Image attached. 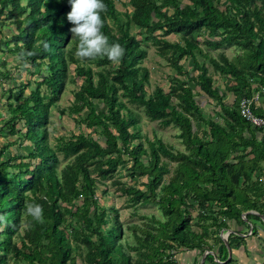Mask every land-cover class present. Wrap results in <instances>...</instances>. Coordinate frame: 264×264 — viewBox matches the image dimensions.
<instances>
[{
  "label": "trees",
  "instance_id": "obj_1",
  "mask_svg": "<svg viewBox=\"0 0 264 264\" xmlns=\"http://www.w3.org/2000/svg\"><path fill=\"white\" fill-rule=\"evenodd\" d=\"M186 1L128 0L122 13L114 0H104L102 31L110 43L125 49L123 58L113 63L106 57L83 61L75 57L78 42L69 31V0H25V5L22 0H0V18L4 16L17 30L11 38L0 32V47L20 57L32 52L22 58L38 60L34 65L42 73L41 83L27 98L22 100L25 90L19 92L18 105H10L6 131L0 130V137L21 134L16 124L23 120L22 138L31 143L24 155L8 152L9 142L0 148V163L16 170L11 174L0 170V207L5 196L0 215L6 217L0 223V264H177L174 253L186 250L206 253L202 264H236L233 258L227 261L228 249L241 248L244 253L249 250L247 239L260 236L250 220L263 225L264 126L246 122L239 102L264 88V0ZM167 36L177 40H165ZM40 39L49 43V50L36 46ZM147 44L176 72L167 92L157 85L147 93L150 72L143 66ZM225 46H237L242 57L229 60L207 51ZM198 57L210 63L211 74ZM181 60L191 63L198 75L185 71ZM70 65L75 67L73 76ZM215 74L226 79L232 104L215 87ZM79 79L68 112L79 116L77 127L83 125L89 132L58 137L50 146L49 109L64 84L75 85ZM42 86L47 90L44 95ZM206 100L218 108L219 120L201 112ZM94 101L102 103L104 111L97 110ZM263 107L256 101L251 109L264 120ZM140 114L163 129H178L185 151L143 135ZM120 170H126L131 180L144 178L138 182L144 190L122 183ZM257 172L263 181L253 180ZM100 185L102 195L111 185L131 206L154 204L162 219L151 216L146 229L129 227L130 242L124 237L119 211L101 206L95 198ZM26 202L42 206L44 223L24 214ZM193 211L200 233L190 229ZM244 228L251 229V236L243 233ZM220 230H231L226 244L219 238ZM260 256L264 264V251Z\"/></svg>",
  "mask_w": 264,
  "mask_h": 264
},
{
  "label": "rangeland",
  "instance_id": "obj_2",
  "mask_svg": "<svg viewBox=\"0 0 264 264\" xmlns=\"http://www.w3.org/2000/svg\"><path fill=\"white\" fill-rule=\"evenodd\" d=\"M115 1V8L119 11V12H124L125 11V7L124 4H126L128 2V0H114ZM183 4H186L187 1L186 0H182ZM22 5H25V0H22L21 2ZM43 10V8H42ZM171 13V9H168L167 14ZM112 24V23H111ZM6 30H9L8 32ZM0 32H4V33H9L10 38L12 35H16L17 34V30L15 29V26L11 23V21L7 20L4 18V16H2L0 18ZM131 33L132 34H136L137 30L135 28L131 29ZM142 33V32H141ZM143 35V33H142ZM156 35L161 36L160 32H157ZM136 38L138 40H140V36H136ZM0 39H1V34H0ZM165 40H168L170 42H175L177 39L174 36H167L164 37ZM201 40V39H199ZM148 48H147V53L148 56L147 58L143 61V66H145L149 72V86L147 87V93H151L155 86H160L163 88V90L165 92L168 91V87H169V78L171 77H175L176 76V72L175 70L169 66L163 59H161L160 57L157 56L155 49L149 44ZM20 46V45H18ZM11 48L12 45H11ZM0 50H4L3 48L0 47ZM202 50L206 49L204 47H202ZM208 53L212 56V57H216L217 54L222 53L226 56V58H228L229 60H235V59H239L242 57V52L241 50L237 47V46H225L222 48H209ZM2 52V51H0ZM4 58H6L5 62H8L10 64V67H8L6 70V75L7 78H4V82L2 84H5L4 87H0V98H3L4 101H2L0 104V110L2 112H4L5 114H9L8 117L3 118V121L0 122V128H3L6 131L7 127L5 126V123H7V121L10 119L11 117V112L10 110H8L7 108V104L5 102H8L7 100V96H8V92L9 90H14V99H13V105L16 106L18 105V93L21 91L23 84L26 81V78L29 77L30 81H31V85L33 86V89H35V85L37 83V81L39 82L40 79L37 77V81H35V78H32L31 76H26L23 72H19L17 64L22 63L20 60H18L15 56L10 55L8 52H6L4 50ZM3 54H0V59L2 58ZM199 61L203 62L205 64V66H207V68L210 71V74L212 73V67L210 65V63L202 58V57H198ZM13 63H17L16 65H13ZM180 65H182L184 67L185 71H189L190 74L192 76H197L198 72L195 70V68L191 67V63H188L187 61L185 62L184 60H181ZM69 73L70 76L74 75L73 72V67L70 65L69 67ZM95 70V68H93ZM179 78H184V76H180ZM213 79H214V85L215 87H218L220 89L221 96L223 97L224 101L227 104H232L234 97L232 96L231 93L227 92L225 87L226 85V79L223 77H220L219 75L215 74L213 75ZM81 80H76V84H69V83H65L64 84V90L63 92L59 95L58 100L54 103V105L52 107H50L49 109V123L47 125V132H48V141L50 146H55L57 141L56 138L58 137H69L71 136L72 133L78 134V131L80 132H84L87 133L89 132V130H87L83 125H81L79 128L77 127L76 123H77V119L79 116L76 115H71L68 112V109L70 108L72 102H73V96H72V90H76L75 86H78L80 84ZM255 86V84H253ZM191 87H193L194 89V85L191 84ZM9 87L8 90H6L5 88ZM46 87L42 86L40 92L41 94H46L47 90H45ZM31 91V87H29L28 89L25 88V91L23 93V99L27 98L30 94ZM7 93V94H6ZM259 99L262 98V96L264 95V93H256L255 94ZM260 95V96H259ZM17 99V100H16ZM198 102H200L199 99H197ZM1 101V99H0ZM95 104V108L97 110H101L104 111V106L102 103L98 102V101H94ZM260 105V103H258ZM264 108V107H263ZM62 111V112H61ZM218 111V108L214 105V103H212L211 100H206L205 102L201 103V112L203 113V115H205L208 118L211 119H215V120H219L216 116L215 113ZM61 113V114H60ZM87 114V110H84L81 112L80 117L84 118ZM140 130L141 133L143 135H146L150 140H154V137L160 138L164 143L166 144H170L172 145L176 150H180V151H185L184 147L181 145L180 140L177 138V134L179 133L178 129H174V128H167V129H163L159 126V124L157 122L151 123L149 121L146 120V118L140 114ZM16 128L18 130L19 133L21 134H16L15 136H11V137H5V140L0 143V148H5L7 147V142H9L10 144H12L11 149L8 151L12 154H25V150H29V148H31V143L29 144L28 141H26L25 139L22 138V135L24 134V132L26 131V127L24 126V121L23 120H19L16 124ZM202 129L205 128V126L201 127ZM2 129V130H3ZM1 130V131H2ZM197 136H202L200 134V132H196ZM260 136V135H259ZM259 138V137H258ZM205 140H209L208 138H205ZM14 143H16L15 145H13ZM136 143V142H135ZM134 143H132L133 145ZM6 155V154H4ZM3 159V158H2ZM6 160H4L5 162ZM24 162H30L29 159H25ZM23 162V163H24ZM174 165V164H173ZM8 166H6L5 164L0 163V170L9 172V174H11L12 172H16V170H11L10 166L8 167V169L6 170L5 168H7ZM171 169H173L171 167ZM23 170V169H22ZM120 180L122 181V183L124 184H128V185H135L138 186V188H140L141 190H144L142 186L138 185V182H145L144 178L138 179V181H136L135 179L131 180L129 179V177H127L126 175V170H120L118 173ZM253 180L256 178H261V181H263V176L261 175L260 172H257L254 176H253ZM166 178L164 180V182H167ZM107 184H110L111 182H106ZM104 189V186H99L95 195V198L97 199L98 203L103 206V207H108V206H113L114 208H116L119 211V220L122 224V229L124 232V237H127L128 240L130 242H132V240L128 237L131 234V231L128 229L131 226H136L137 228H143L146 229L148 224H149V219L151 216H156L159 219H162L160 211L157 209V207L154 204H137L134 206H131L129 204V202L127 201V197L125 195H121L120 192L115 191L114 187H112L111 185H109L108 192L105 195H102V190ZM5 197V196H4ZM4 197H1L2 200V205L4 206L3 203H5ZM3 206L0 207L1 210H4L5 208H2ZM190 219H191V231L194 233H200L201 232V227L199 225H197V221H196V212L193 211L190 214ZM250 223L252 225H256L258 227V229L260 230V236L258 237H252L255 238V240L257 241V248L262 252V243L264 242V221H261V223L263 225L260 224V222L254 218H251ZM25 225V224H23ZM247 225H249L247 223ZM250 229V228H249ZM249 229H243V233H246L247 236H251L249 235ZM2 230V227H1ZM213 228H210V233L213 231ZM231 230H220L219 232V238L225 242L227 241V238L230 234ZM244 236V234H242ZM241 235V236H242ZM209 243H212V240L209 239ZM17 244L19 245V243L17 242ZM252 247L251 243L249 242L247 245V249H249L248 251H245L244 253L242 252V249L240 248L238 251H231L230 254V259L233 258L236 260V264H261L262 262V257L258 255V258L255 259V261L253 260V256H252V250H250V248ZM220 250V246H217V248L215 247V256L218 254ZM240 256H238L239 254ZM131 255L134 256V258H136V255L134 252L130 253ZM175 257L174 259L177 261V264H202L204 263V261L202 262V258L203 255H205L206 253H203L202 255L194 250V251H179L177 253H174ZM229 259V260H230ZM251 260V261H249ZM10 263V262H9ZM81 262L78 261V264H80Z\"/></svg>",
  "mask_w": 264,
  "mask_h": 264
},
{
  "label": "clouds",
  "instance_id": "obj_3",
  "mask_svg": "<svg viewBox=\"0 0 264 264\" xmlns=\"http://www.w3.org/2000/svg\"><path fill=\"white\" fill-rule=\"evenodd\" d=\"M69 3L71 5V10L67 13V21L72 25L69 31L72 34V40L78 42L76 51L74 53L75 57L81 61L86 59L94 60L98 57L99 58L106 57L109 61L113 63H118L125 55V49L119 43H110L109 38L102 31L105 24V21L102 17V13L106 12L107 10V6L104 3V0H69ZM11 45L12 44H10V47ZM17 45H20L18 46V48L22 47V43H18ZM36 46L37 47L42 46V48L45 51L49 50L50 48L49 43L42 39L36 41ZM12 47L14 48L15 46L12 45ZM5 51L8 52L10 55L15 56L18 60L22 62L19 64L13 63V65L17 64L19 72H23L26 76H31L32 78H35V81H37V77H38L40 81L39 82L37 81L36 84L41 83L42 73H39L37 71L36 65H34L39 63L38 60L32 61L26 59L25 57L22 58L23 56L33 55L32 52L21 53L22 57H20L16 52H9L7 50ZM0 54H3L2 58L0 59V87H4L5 84L2 83L4 82V78H7V75L5 73L7 71L6 69L10 67V64L8 63L9 61L5 62L6 58H4V53L0 52ZM71 66L73 67V69L75 68L73 65ZM29 87L33 89V86L31 85V81L29 77H27L25 83L22 86V89L25 90V88L28 89ZM5 89L8 90L9 87ZM14 92H15L14 90H9L7 96L8 102H6V104L10 112L12 110L10 108V105L11 104L13 105L12 102L15 95ZM52 106L53 105H51V107ZM8 116L9 114L7 113L5 114L0 110V122L3 121V118H6ZM2 138L5 140V137ZM24 209H25L24 212L25 215L32 217L33 220L41 224L44 223L43 208L40 204L26 202L24 205ZM5 222H6V217L4 215H0V223H5Z\"/></svg>",
  "mask_w": 264,
  "mask_h": 264
},
{
  "label": "built area",
  "instance_id": "obj_4",
  "mask_svg": "<svg viewBox=\"0 0 264 264\" xmlns=\"http://www.w3.org/2000/svg\"><path fill=\"white\" fill-rule=\"evenodd\" d=\"M261 91L264 92V88H261ZM258 97L255 95L251 99L242 98L239 102V113L252 126L256 128H261L264 126V120L258 116H255L251 106L254 102L258 101ZM251 234V231H249Z\"/></svg>",
  "mask_w": 264,
  "mask_h": 264
},
{
  "label": "crops",
  "instance_id": "obj_5",
  "mask_svg": "<svg viewBox=\"0 0 264 264\" xmlns=\"http://www.w3.org/2000/svg\"><path fill=\"white\" fill-rule=\"evenodd\" d=\"M261 93H264V92H261ZM260 92H259V94H261ZM260 96V95H259ZM1 101H4V99L3 98H1ZM0 101V102H1ZM258 103H260V105H262V107L264 106V95L262 96V98L261 99H258V101H257ZM6 103V102H5ZM4 141V139L2 138V137H0V143H2ZM254 178V177H253ZM249 231H251V229L249 230ZM249 235H251V234H249ZM264 241V240H263ZM251 243V245H252V247L250 248V250H252V256H253V260L255 261V259L256 258H258V255L261 253V251L257 248V244H256V240H255V238H252V237H249L248 239H247V243ZM233 251H238V250H233ZM262 251H264V242L262 243ZM238 254H239V252H238ZM238 256H240V254L238 255ZM260 256V255H259ZM228 258V257H227ZM228 261V260H227ZM249 261H251V260H249Z\"/></svg>",
  "mask_w": 264,
  "mask_h": 264
},
{
  "label": "water",
  "instance_id": "obj_6",
  "mask_svg": "<svg viewBox=\"0 0 264 264\" xmlns=\"http://www.w3.org/2000/svg\"><path fill=\"white\" fill-rule=\"evenodd\" d=\"M245 215L246 214H243L242 216H243V218L245 217ZM261 219H262V221H264V218L263 217H260ZM225 244H226V241L224 242ZM230 254H231V251L228 249V258H227V260H229L230 259ZM205 256H206V254L205 255H203V258H202V262L204 261V259H205Z\"/></svg>",
  "mask_w": 264,
  "mask_h": 264
}]
</instances>
